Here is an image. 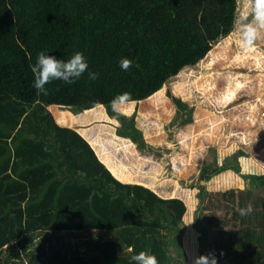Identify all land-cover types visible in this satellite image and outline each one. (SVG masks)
<instances>
[{
	"label": "trees",
	"instance_id": "16d2710c",
	"mask_svg": "<svg viewBox=\"0 0 264 264\" xmlns=\"http://www.w3.org/2000/svg\"><path fill=\"white\" fill-rule=\"evenodd\" d=\"M237 4V0H0V107L4 108L3 99L11 100L12 113L20 104L37 101L42 110L59 104L95 111L103 104L121 122L118 134L131 137L133 117L114 112L109 102L118 93L130 92L132 102L118 104L126 106L120 107L126 114L133 111L135 101L159 104L157 96L167 80L197 64L232 32ZM44 50L65 60L82 52L88 69L75 83L53 81L46 85L48 94H41L34 87L31 66ZM122 58L133 61L127 71L119 66ZM89 72L98 73L97 79H89ZM38 114L44 124L52 121L50 113L47 118ZM72 135L48 139L24 130L9 144L11 135L0 125V264H135L131 257L140 251L155 254L159 264H189L182 244L186 206L115 179L81 137ZM52 154L63 165L67 159L83 167L86 176L76 180L67 170L54 190L59 199L40 198L30 175H40ZM212 164L203 165L200 180L228 168L240 169L234 159L220 168ZM21 166L25 172L20 173ZM132 176L127 171L125 177ZM248 177L249 187L237 199L233 194L229 209L233 227L217 246L215 260L221 264H264V174ZM199 187L204 201L206 186ZM249 202L252 213L241 216L238 210ZM54 204L59 212L49 211ZM211 220L199 229L206 232ZM91 228L108 235L91 234L83 253L59 245L57 231Z\"/></svg>",
	"mask_w": 264,
	"mask_h": 264
},
{
	"label": "rangeland",
	"instance_id": "374dc122",
	"mask_svg": "<svg viewBox=\"0 0 264 264\" xmlns=\"http://www.w3.org/2000/svg\"><path fill=\"white\" fill-rule=\"evenodd\" d=\"M237 1L232 32L213 46V54H207L197 64L184 67L167 80L157 96L161 100L159 104L150 100L136 101L129 114L120 110L126 106L117 105L119 113L134 119V134L124 137L127 140L118 138L121 122L107 116L105 105L102 111L105 114L100 108L85 113L71 107H60L65 112L55 108L52 114V108L42 110L37 101L33 105L20 104L17 113H12L13 108L8 106L11 100L3 99L0 125L11 135L9 144L25 130L47 135L48 139L50 136L62 138L66 134L80 136L79 140L92 149L99 162V149L103 148L108 160L100 163L106 168L113 163L126 164L134 171L130 179L107 168L115 179L141 185L164 200L173 203L179 200L186 206L182 244L189 264H213V261L221 264L220 260H215L220 253L217 246L224 233L233 227L229 212L233 194L238 198L249 187L248 175L264 174V27L254 20L247 0ZM247 23L257 27L258 38L252 48L245 50L241 41ZM40 112L43 116L46 114V118L47 112L50 113L52 121L47 119L48 124H44ZM33 113L38 115L34 118ZM23 121L26 122L23 124ZM120 144L125 149L120 148ZM131 144L133 148H128ZM50 157L44 161V171L38 176L31 174L30 179L35 182L36 190H40V198L49 195V198L59 199L54 193L59 188L58 177L68 170L70 176L83 181L86 174L83 167L79 168L74 162L69 164L65 159L63 165L57 154ZM232 159L238 162V171L228 168L209 180H200L204 164L213 162L212 165L220 168ZM173 160L181 164L175 167ZM20 168V173L26 171V167ZM200 184L206 186L204 201L199 196ZM58 207L54 204L49 211L59 212ZM208 218L212 219V224L203 232L199 228L206 226ZM89 231H57L59 245L83 253L91 234L108 235L103 229Z\"/></svg>",
	"mask_w": 264,
	"mask_h": 264
},
{
	"label": "clouds",
	"instance_id": "9594fccd",
	"mask_svg": "<svg viewBox=\"0 0 264 264\" xmlns=\"http://www.w3.org/2000/svg\"><path fill=\"white\" fill-rule=\"evenodd\" d=\"M247 3L252 6V15L254 20L264 27V0H247ZM245 20L247 17L244 18ZM243 39L241 47L248 50L253 47L258 38L257 27L251 23H247L243 27ZM119 66L122 70L127 71L133 66V61L128 58H122ZM139 67V65H136ZM88 62L82 52H75L69 59H57L54 55H47L46 50L37 54L36 63L31 66V71L34 75V87L41 94L47 95L48 89L46 85L53 81H62L65 84L75 83L87 71ZM89 79L95 80L98 73L89 72ZM132 94L130 92H121L113 97L111 104L113 111H117V105L120 103H131ZM122 114V113H119ZM239 214L246 216L252 213L253 206L249 202L245 207L240 208ZM135 264H159L155 254L149 251H140L138 254L131 257ZM206 259V258H205ZM214 264V261H213Z\"/></svg>",
	"mask_w": 264,
	"mask_h": 264
},
{
	"label": "crops",
	"instance_id": "0c3cea01",
	"mask_svg": "<svg viewBox=\"0 0 264 264\" xmlns=\"http://www.w3.org/2000/svg\"><path fill=\"white\" fill-rule=\"evenodd\" d=\"M136 102V101H135ZM102 105V108L101 107H97V109L98 108H100V110H101V113L102 114H105V113H103L102 111H104L103 110V104H101ZM49 109L50 108H52L51 109V112H52V114H54L55 113V111H54V109L55 108H57L56 109V111L57 110H59L60 112H65L64 110H62L60 107H67V106H64V105H59V104H51V105H48L47 106ZM96 107V106H95ZM106 108V107H105ZM91 109V108H90ZM90 109H86V110H84V112L85 113H89V112H94V111H88V110H90ZM96 109V110H97ZM95 110V111H96ZM106 110V109H105ZM107 112V111H106ZM116 112H119V111H116ZM121 112V111H120ZM132 112V111H131ZM130 112V113H131ZM100 113V114H101ZM108 113V112H107ZM126 114V113H125ZM127 114H129V113H127ZM109 114H107V116H108ZM110 116V115H109ZM111 117V116H110ZM80 133L82 132L81 131V129H79L78 130ZM85 132H86V130H85ZM118 138H120V139H126L127 140V138H124V137H121V136H118ZM132 147V144L130 145V146H128V148H131ZM120 148H123V149H125L123 146H121V144H120ZM133 148V147H132ZM105 149V148H104ZM127 149V148H126ZM121 151V150H120ZM99 152L100 153H98V156H99V159H100V162H103V164H105L106 162H107V157H106V155H105V153H107V152H105L104 150H103V148H100L99 149ZM108 157H109V155H108ZM105 160V161H104ZM172 162H174V161H172ZM174 164V163H173ZM181 163L179 162V163H176V164H174V166L175 167H177V166H179ZM110 165V166H109ZM109 165H106L107 166V168L109 169V170H112L113 171V169L112 168H115L116 169V171L118 172V174L119 173H121L120 175L121 176H125L126 174H127V171H130V169H129V165H126V164H120V165H118V164H116V163H113V164H109ZM127 166V167H126ZM112 167V168H111ZM132 174L134 173V171H130ZM123 174V175H122ZM134 175V174H133ZM133 180V179H132ZM121 181V180H120ZM121 182H124V181H121ZM127 182H129V181H127ZM135 182V181H134ZM131 184V183H130ZM132 184H134V183H132ZM137 185V184H136Z\"/></svg>",
	"mask_w": 264,
	"mask_h": 264
},
{
	"label": "bare ground",
	"instance_id": "6f19581e",
	"mask_svg": "<svg viewBox=\"0 0 264 264\" xmlns=\"http://www.w3.org/2000/svg\"><path fill=\"white\" fill-rule=\"evenodd\" d=\"M213 52H214L213 50H210L208 54H213Z\"/></svg>",
	"mask_w": 264,
	"mask_h": 264
}]
</instances>
